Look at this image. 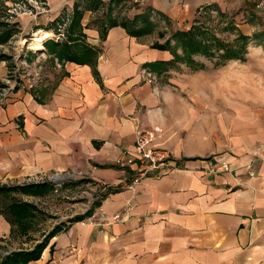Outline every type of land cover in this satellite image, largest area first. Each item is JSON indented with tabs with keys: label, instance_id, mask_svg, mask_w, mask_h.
<instances>
[{
	"label": "crops",
	"instance_id": "1",
	"mask_svg": "<svg viewBox=\"0 0 264 264\" xmlns=\"http://www.w3.org/2000/svg\"><path fill=\"white\" fill-rule=\"evenodd\" d=\"M76 3L81 27L69 30ZM48 4L26 19L23 30L75 39L74 50L47 51L53 38H44L18 77L12 55L0 60V87L8 89L0 102V185L43 183L59 174L55 192L94 184L100 205L79 221L69 219L95 200L80 211L69 207L72 213L56 223H67L64 229L28 264H257L264 242V105L252 99L235 105L219 94L214 64L210 72L204 63L195 69L153 46L190 29L208 6L223 7L225 0H150L142 7L113 0L101 3L96 17L86 0ZM110 12L118 19L150 12L154 25L137 36L119 24L102 36L99 21L107 24ZM24 38L19 47L27 44ZM84 43L93 51H83ZM25 71L40 74L33 87ZM145 71L155 79L148 81ZM140 122L164 129L159 141L172 152L173 168L131 184L140 165ZM10 231L1 216L0 237Z\"/></svg>",
	"mask_w": 264,
	"mask_h": 264
},
{
	"label": "rangeland",
	"instance_id": "2",
	"mask_svg": "<svg viewBox=\"0 0 264 264\" xmlns=\"http://www.w3.org/2000/svg\"><path fill=\"white\" fill-rule=\"evenodd\" d=\"M48 1L49 0H0V20L16 23V28L19 29V31L22 30V33L18 31L16 33L17 35H14L8 42L0 43V54L12 55L15 62L17 61L16 56L18 55L25 59L28 64L22 68L24 70H26L27 67L30 68L29 62L34 60V56L33 58L31 56V51L33 49L29 48V46L37 37L31 28L23 30L24 22L26 23V19L29 20L33 15H38L37 13L47 10L49 8ZM129 6L131 5H128V7ZM219 9H221L220 12L217 9L203 11L200 15L201 23L210 28L214 35L219 37L222 42L232 44L240 49L242 48V43L237 38V32L242 31L250 35L252 38L246 47L245 51L247 52L245 53V58L243 60L231 59L222 61L218 59V57L208 58L197 55L195 59L204 63L206 65L205 69L209 72L213 68V64L215 68L219 69L221 81L219 94L221 96L231 97L235 105H240L251 99L254 101L257 100L264 105V20L256 9H254V5L252 7L246 0H225V6ZM123 11L127 12L125 8H123ZM102 13L103 5L94 13V16H100ZM20 18L21 22L19 21ZM30 24L31 23H28L27 26L29 27ZM231 24L235 25L237 30L231 29ZM47 25H49V23L44 25V27ZM33 26L35 27V24H33ZM49 26H51V24ZM63 26V24L58 26L59 31H64ZM43 32L44 31L39 32V35L41 36ZM257 33H262L261 37L263 40L257 37ZM58 35L59 33L55 32L54 34H50L48 38H53L58 41L62 38L57 39ZM22 36H25L23 43L27 42V44L19 47ZM13 65H15L14 62ZM22 69L18 68L17 71L19 72ZM13 70H16V68ZM214 91H216V89H214ZM209 94H212L211 89H209ZM222 106L227 107V105L224 104ZM99 190V186L95 187L94 184H90L79 185V187L69 191L64 186L61 187L59 191H52L46 195L25 194L19 190L0 193V214L1 216H5L11 225L10 234L6 235V237H0V259L12 251L31 245L30 240L42 238V235L50 227H55L57 222L66 219L62 217L63 215L65 216L72 213L69 207L75 206L76 211H80L84 207V203L95 200L97 194L100 193ZM67 196L75 198L69 199ZM21 200L29 201L38 207L36 218L31 225L27 226L29 233L26 239L22 236L23 234L20 231L21 228L9 212V205L14 201ZM91 206H93V204ZM41 229L44 231H41ZM257 264H264V242L260 244L258 249Z\"/></svg>",
	"mask_w": 264,
	"mask_h": 264
},
{
	"label": "trees",
	"instance_id": "3",
	"mask_svg": "<svg viewBox=\"0 0 264 264\" xmlns=\"http://www.w3.org/2000/svg\"><path fill=\"white\" fill-rule=\"evenodd\" d=\"M78 5L80 4L76 3L73 17L71 18V22L68 25L69 30H79L81 27L80 19L83 13L78 8ZM85 6L91 8L92 10H98L102 5L99 0H86ZM212 9H217L219 12L221 11V9L214 5L208 6L207 9H205L204 11ZM107 15V24L104 20L99 21V28L102 33V36H104L105 31L110 26H115L119 24L123 25L130 34L137 36L149 32L150 28L154 25L150 19V12L138 14L133 19H129L127 17H121V19H118L119 17H114L111 12ZM61 20V18L56 19L54 22L51 23V26L49 27H52L54 25L57 26V22ZM62 24L64 23H60V25ZM230 26L231 29L237 30L235 25L231 24ZM18 31L19 29L16 28V23H11L10 21L6 20H0V43L8 42ZM261 34L262 33H257V37L260 39H262ZM237 38L242 43L241 49L232 44L222 42L219 37L214 35L210 28L206 27L205 24L201 23L199 18L195 21V23L191 26L190 29L176 30L172 33V36L168 40H166V42H155L153 46L171 50L173 55L175 56V60L186 62L189 66L197 69L203 68L204 64L195 59L196 55H202L208 58L218 57V59H221L222 61H227L231 59L243 60L245 58V53L247 52L245 51L246 47L252 37L243 33L242 31H238ZM73 40L75 39H70V41L68 39L63 41H54L53 39H49L46 41L45 46L47 48V51H73V45L72 43H70ZM82 49L83 51H93V49L85 43L82 45ZM179 49L181 51H179ZM63 53L58 52V56L67 57V53H65V55H63ZM8 58H10V55L0 54V60ZM159 67L160 64H155L154 66L155 69H158ZM13 190H19L25 194L46 195L55 190V185L52 182L30 183L24 185L9 186L0 185V193H8ZM97 205H100V200H95L93 206L90 209H88L83 214H78L74 216L70 219V221H79L91 216ZM37 210L38 207L29 201H14L9 205V212L14 217L15 221L18 223L19 227L21 228L20 231L23 235H28L29 229L27 228V226L31 225L34 219L36 218ZM65 225L66 224L64 222L57 224L33 248H21L5 255L2 259H0V264H28L31 261L40 259L43 251L48 246L50 240L58 232L63 230Z\"/></svg>",
	"mask_w": 264,
	"mask_h": 264
},
{
	"label": "built area",
	"instance_id": "4",
	"mask_svg": "<svg viewBox=\"0 0 264 264\" xmlns=\"http://www.w3.org/2000/svg\"><path fill=\"white\" fill-rule=\"evenodd\" d=\"M101 3H110L113 0H100ZM125 4L132 6H144L150 0H122ZM254 4L256 11L262 16L264 20V0H246ZM61 35L57 36V39H60ZM17 58V67L16 70L13 71L15 77H18L27 66V61L21 58L19 55ZM22 69L21 71H17V69ZM28 77L27 86L33 87L34 84L41 78L40 74L37 72H24ZM146 79L148 81H153L155 76L151 74L150 71H145ZM12 77H8L6 80V85H11ZM15 85V84H14ZM13 85V86H14ZM25 86V85H24ZM8 95L7 87H0V102L3 103ZM164 129L160 126H148L145 123L140 122L136 126V145L135 151L139 157V168L132 179L131 184L140 183L145 177L150 174H158V173H168L173 168L172 163V152L163 145L161 141H159L160 137L163 135ZM226 170H229L227 166L224 167ZM61 179L59 174L52 175L50 177L51 181L56 183ZM42 179H36L34 182H40ZM44 181V180H43ZM115 219L120 218V215L114 216Z\"/></svg>",
	"mask_w": 264,
	"mask_h": 264
},
{
	"label": "bare ground",
	"instance_id": "5",
	"mask_svg": "<svg viewBox=\"0 0 264 264\" xmlns=\"http://www.w3.org/2000/svg\"><path fill=\"white\" fill-rule=\"evenodd\" d=\"M50 36V33L49 32H43V34L40 36L37 34V37L30 43V47L33 48V49H39L42 47V40L44 38H47Z\"/></svg>",
	"mask_w": 264,
	"mask_h": 264
}]
</instances>
